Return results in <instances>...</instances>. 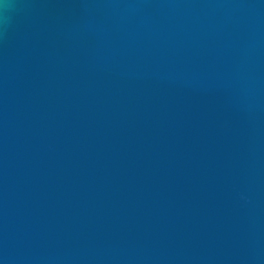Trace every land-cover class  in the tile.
Returning a JSON list of instances; mask_svg holds the SVG:
<instances>
[{
  "label": "water",
  "instance_id": "obj_1",
  "mask_svg": "<svg viewBox=\"0 0 264 264\" xmlns=\"http://www.w3.org/2000/svg\"><path fill=\"white\" fill-rule=\"evenodd\" d=\"M0 264H264V0H0Z\"/></svg>",
  "mask_w": 264,
  "mask_h": 264
}]
</instances>
